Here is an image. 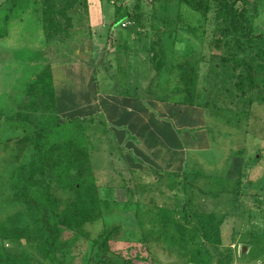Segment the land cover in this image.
Here are the masks:
<instances>
[{
  "label": "rangeland",
  "instance_id": "obj_1",
  "mask_svg": "<svg viewBox=\"0 0 264 264\" xmlns=\"http://www.w3.org/2000/svg\"><path fill=\"white\" fill-rule=\"evenodd\" d=\"M166 2H90L92 10L104 17L93 22L101 25L93 34L102 54L118 45L126 46L127 52L130 42L119 34L133 32L138 39L136 48L144 47L141 52L148 63L142 82L154 72L151 61L162 60L156 69L158 94L137 97L151 110L153 99L158 101L162 112L153 113L159 120L152 118L148 125L161 123L163 133L179 144L145 157L132 147L141 135L108 126L103 115L68 127L67 132L88 148L80 162L90 167L82 175L89 188L62 185L48 177L38 178L36 186L43 194L40 201L53 202L57 213L78 206L90 210L75 227L60 225L65 264H264V87L246 88L249 81L244 91L238 87L241 74L248 71L258 83L263 78L257 66L264 64V38L260 37L264 34V0H250L248 6L252 39L243 36L242 26L232 23L227 26L233 33L222 31L220 37L213 12L205 16L186 5L181 8L177 1ZM6 10L0 11V29L7 32L9 27L20 38L13 52L14 67L20 62L21 82L13 86L0 72V107L9 92L21 91L20 98H25L22 81L49 61L34 18L25 13L28 18L19 34L18 22L6 23ZM2 43L6 46L8 41ZM77 48L91 57L90 42ZM234 60L241 66L235 68ZM68 66L80 68L75 62ZM92 66L95 69V64L87 69ZM111 68L107 58L97 67L106 81L114 76L116 69ZM84 70L57 74L66 85L79 79L82 89L90 83ZM35 81L36 77L28 87ZM18 111L4 115L8 118ZM6 117L0 118V249L19 263L54 264L41 254L33 237L15 241L2 237L13 228L34 232L40 223V213L18 194L13 177L15 169L33 155L34 128H23ZM54 142L59 147L63 143L61 137ZM61 152L56 148L49 162L52 168ZM72 173L77 179L78 173ZM89 194L95 196V205ZM105 231H114L110 250L104 255L107 261H95L97 242Z\"/></svg>",
  "mask_w": 264,
  "mask_h": 264
},
{
  "label": "trees",
  "instance_id": "obj_2",
  "mask_svg": "<svg viewBox=\"0 0 264 264\" xmlns=\"http://www.w3.org/2000/svg\"><path fill=\"white\" fill-rule=\"evenodd\" d=\"M28 1L15 0L14 5L22 7L27 5ZM37 2L41 5V21L49 42L68 39L75 27L73 12L81 8L87 13L89 8L88 0H37ZM180 3L205 16L213 12L214 20L216 21V31L220 34V37L222 36V31H224L225 35L233 33L231 26H227L228 23H232L233 26H238L237 24L242 26L244 37L248 36V39L254 37V33L251 31L252 28L249 27L248 19V14L251 13L248 8L250 0H180ZM5 36H7V32L1 31L0 37ZM260 37L264 38V34H260ZM218 41H221V39ZM234 61L236 64L235 68L241 66L239 60ZM224 62L226 64L228 59L225 58ZM248 68L253 69V67ZM257 70L260 74H263V78L259 80V83L254 77H250L252 76L250 71L245 76L241 74L238 84L241 90H245L243 88L247 81H249V85L246 88H255L257 84L259 88L264 87V64H259ZM26 89V96L21 99L23 102L19 103L20 110L17 114L7 118L0 108V118L6 117L12 121L14 120L20 125L22 124L23 128L27 125L29 127L31 125L34 128L31 132L33 155L28 163L15 169L13 177L18 194L27 204L34 205V208H37L40 213V223L34 232L26 228H13L4 231L2 237L11 241L28 240L33 237L41 254L54 264H65L61 256L64 245L59 242L60 225L68 224L70 227H75L85 218L86 213L90 214V210L86 206H78L72 207L65 212L57 213V208L54 207L53 202L47 205L44 201H40V196L43 194L39 188H36L37 179L48 177L62 185L73 184L76 187L80 185L89 188L88 179L82 175L89 173L91 171L90 167H84L80 162L81 156L88 155V148L84 149L82 143L78 142L73 134H69L67 129L76 121L82 122L92 119L80 117L61 118L58 113L54 76L50 66L37 73L36 81ZM59 137L63 141L60 147L58 143L54 142ZM56 148H59L62 152L55 160L52 168L49 162L53 159ZM50 171L51 174H49ZM72 171L78 173L77 179L74 178ZM87 197H92L91 201L95 205V196L89 194ZM113 234L114 231L103 232L97 242L95 261H107L104 255L110 250V241ZM0 264L24 263L8 259L2 254L0 249Z\"/></svg>",
  "mask_w": 264,
  "mask_h": 264
},
{
  "label": "crops",
  "instance_id": "obj_3",
  "mask_svg": "<svg viewBox=\"0 0 264 264\" xmlns=\"http://www.w3.org/2000/svg\"><path fill=\"white\" fill-rule=\"evenodd\" d=\"M14 1L15 0H0V11L2 9H7L4 14L6 23L10 22L12 24L13 22H18L17 25L20 28V30L16 29L18 33L21 31V24L28 18V14L30 17L34 18L37 24L35 31L41 34L40 38L44 48L48 50L47 58H49V61L39 68H41V70H44L47 66L52 68L58 113L62 119L74 117L92 118L103 115L108 126L111 127V125H113V127L115 126L117 128L132 129L141 135L139 137V142L132 144V147L135 153L139 152L143 156L149 152L152 153L153 156L155 154L158 155L159 151H163L164 149L168 150V147L170 148L173 146L170 144H179V141L175 138L173 139L172 135L168 136L163 133L161 123L158 124L155 122L154 125L150 127L148 125L152 118L154 120L157 118L156 121L159 120L157 114L154 113L162 112L163 108L159 107L158 101H155L156 99H153L151 110L148 108L147 103L141 97L139 99L137 96L154 98V96L158 94L157 85L159 82L157 80L158 72L156 69H158L157 66L162 64V60L155 58L151 61V65L153 63L155 65V68L151 66L154 72L152 70L151 75L148 74L142 82L141 76H145L144 68L147 67L148 63H146L147 59L143 57L142 53L144 47L136 48L138 39L134 38L133 32L119 34L123 40L126 38L130 42V47L127 52H125L126 46L122 47L118 45L114 47L111 52H107L105 55L104 53L102 54L100 41L93 34V32L100 30L101 25L99 23V25L94 26L93 22L98 23L99 19L101 21L104 17L100 18V14L92 10L90 2L94 0H88L89 8L87 13L81 8H78L72 14L75 27L72 30L71 36L65 41L49 42L41 21V5L38 4L37 0H29L27 5L22 7H20V5H14ZM166 1L165 4L170 1H177L181 8L184 5L180 3V0ZM114 11V13H117V10ZM25 13H28L27 16H25ZM7 32V36L0 37V72L4 74L3 77H7L8 80L12 81L13 86L14 82H17L20 86L21 78L18 77L20 73L18 63L20 62L18 61L16 64L17 68H15V57L13 52V46L19 44L18 40L20 38L16 36L14 31L10 30L9 27ZM3 40L8 41L6 46L2 43ZM83 42L91 43L93 47L91 57L79 52V50L82 51V49L79 48L78 50L77 47L83 44ZM105 58H107L109 64L112 65L111 69H116L114 71V76L108 81L104 80V77H101L100 70L97 69ZM74 62L75 65L80 66V68L72 69L68 66L72 65ZM94 64L96 65L95 69L93 66L91 69H87V67ZM83 69H85L84 72L87 71L88 76L90 75V83L86 88L79 89V79L74 80L75 84L71 81V84L66 85L65 82L58 78L57 72L65 73V70L82 71ZM40 71H36L35 69L29 77H26L24 81H22L25 86L24 90H26L28 84ZM15 73H17L16 77H14ZM148 79L149 81H147ZM155 81H157L158 84H156ZM146 82H149L150 85L148 86ZM104 84L105 87H103ZM71 86L73 88H71ZM136 87L139 88L136 90ZM123 91H125V94ZM21 95V91L16 95L13 92H9V98H7L5 104L0 107L1 111L8 114L18 111L19 103L22 101V97L20 98ZM15 124L20 125L19 123ZM11 128L16 129L17 126H11ZM164 144H166V146H164Z\"/></svg>",
  "mask_w": 264,
  "mask_h": 264
}]
</instances>
